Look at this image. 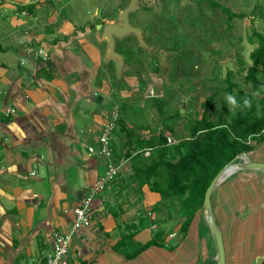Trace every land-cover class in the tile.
I'll list each match as a JSON object with an SVG mask.
<instances>
[{"label":"crops","instance_id":"0c3cea01","mask_svg":"<svg viewBox=\"0 0 264 264\" xmlns=\"http://www.w3.org/2000/svg\"><path fill=\"white\" fill-rule=\"evenodd\" d=\"M114 1L119 17L130 0ZM112 2L0 0V264H42L54 234L69 232L106 172V159L88 147L118 108L114 74L129 69L124 56L108 58L99 28L115 23ZM7 108L15 113L6 116ZM247 154L264 163V141ZM117 165L116 180L94 199L92 226L73 236L67 264H217L203 208L184 232L178 210L154 209L160 194L132 183L131 161ZM211 201L226 264L264 263V170L234 171ZM143 216L150 223L141 228Z\"/></svg>","mask_w":264,"mask_h":264},{"label":"trees","instance_id":"16d2710c","mask_svg":"<svg viewBox=\"0 0 264 264\" xmlns=\"http://www.w3.org/2000/svg\"><path fill=\"white\" fill-rule=\"evenodd\" d=\"M205 1L211 8H220L228 21L246 17L245 13H236L216 0ZM253 37L257 46L250 53L251 64L243 67L244 63L240 62L238 71L244 73L243 85L235 81L234 70H227L223 93L214 91L206 97L200 105V118L181 114L180 108L164 98L153 99L152 105L144 107L124 102L118 108L111 139L113 162L130 160L132 183L140 189L147 185L152 192L160 194L161 201L154 209L158 210L164 203L178 210L186 218L182 223L184 232L203 208L205 192L217 174L239 155L264 141L261 133L264 129V34L254 31ZM130 39L128 36L116 40V51L124 56L127 64L134 54L144 50L138 41L137 52L131 46L127 48L125 43ZM228 95L235 96L240 107L229 105ZM185 99L192 101L189 94ZM244 99L250 101V107L243 106ZM149 109L155 113L152 122L146 119ZM137 112L142 115L139 119L135 118ZM182 120L185 122L181 123ZM257 134L260 136L256 137ZM168 136H173L177 143L169 144ZM146 149L150 150L148 156L143 153ZM149 223L148 216H143L138 225L142 228Z\"/></svg>","mask_w":264,"mask_h":264},{"label":"rangeland","instance_id":"374dc122","mask_svg":"<svg viewBox=\"0 0 264 264\" xmlns=\"http://www.w3.org/2000/svg\"><path fill=\"white\" fill-rule=\"evenodd\" d=\"M216 1L236 13H245L246 17L228 21L220 8L209 7L205 0H150V10L138 8L131 14V21L142 25L143 39L153 51L144 48L138 53L139 41L135 35H129L131 39L125 46H131L137 53L127 71L114 74L115 82L119 83L114 88V106L119 108L125 102L144 107L152 105L153 99L164 98L176 108L184 109V114L196 118L202 111L200 103L206 94L223 93L227 70L233 69L235 81L243 85L244 73L238 72L240 62L244 63L243 67L251 64L249 56L257 46L253 33L264 34V0ZM118 5L113 0L115 23L119 21L114 17L118 14ZM113 62L104 65L109 75L110 71H116ZM244 88L250 90L245 85ZM187 94L192 101L186 102ZM145 114L149 122L155 119L154 110L149 109ZM136 116L139 119L142 115L137 112Z\"/></svg>","mask_w":264,"mask_h":264},{"label":"built area","instance_id":"2783aa9c","mask_svg":"<svg viewBox=\"0 0 264 264\" xmlns=\"http://www.w3.org/2000/svg\"><path fill=\"white\" fill-rule=\"evenodd\" d=\"M118 108L114 107L110 114L106 116V123L103 125L100 134L97 138V145L89 146L88 152L91 155H100L107 161V169L104 175L98 177L95 182L90 186L88 194L80 202L79 206L75 209V218L71 229L67 233L56 232L54 234V248L53 251L47 255L42 264H67L69 255L71 253V240L78 230L81 228H89L93 224V202L108 185L114 182L121 171V166L113 162V152L111 150L112 133L116 126L118 118ZM15 110L7 108L5 111L6 116L14 114ZM264 134V129L261 132ZM260 136L257 134L256 137ZM169 144L177 143L172 137H168ZM144 155L148 156L150 150H144ZM35 174L34 172L32 173Z\"/></svg>","mask_w":264,"mask_h":264},{"label":"water","instance_id":"95a60500","mask_svg":"<svg viewBox=\"0 0 264 264\" xmlns=\"http://www.w3.org/2000/svg\"><path fill=\"white\" fill-rule=\"evenodd\" d=\"M150 0H130L126 8H124L119 14V21L117 23H106L104 25H99V28L103 30V36L108 43V58L118 59L124 62L123 55L116 51V39H124L129 35H135L139 41L140 47L145 48L148 51H153L147 42L143 39L142 28L136 27L131 24L130 17L131 14L135 13L138 9L139 4L143 6H148ZM181 113L184 110H180ZM240 169H257L264 170V163L255 162L250 160L247 153H242L237 158L228 163L212 180L208 186L204 202L203 210L205 213L206 221L208 226L215 238L217 247V264H226V252L223 241V234L219 226L217 225L214 216L211 197L215 188L223 182V180L236 170Z\"/></svg>","mask_w":264,"mask_h":264},{"label":"clouds","instance_id":"9594fccd","mask_svg":"<svg viewBox=\"0 0 264 264\" xmlns=\"http://www.w3.org/2000/svg\"><path fill=\"white\" fill-rule=\"evenodd\" d=\"M227 101H228L229 105H231L233 108L240 107V105L238 104L237 99L233 95H228L227 96ZM243 106L244 107H250V101L247 100V99H244L243 100Z\"/></svg>","mask_w":264,"mask_h":264},{"label":"flooded vegetation","instance_id":"af4514ba","mask_svg":"<svg viewBox=\"0 0 264 264\" xmlns=\"http://www.w3.org/2000/svg\"><path fill=\"white\" fill-rule=\"evenodd\" d=\"M149 7H151V6H149V5L146 6V8H149ZM138 8H143V9H144L145 7L142 6V4L140 3ZM131 24L134 25V26H136V27H140V28H141V26H142V25H139L138 23H136V22H132V21H131ZM142 32H144V31L142 30ZM116 40H117V39H116Z\"/></svg>","mask_w":264,"mask_h":264}]
</instances>
